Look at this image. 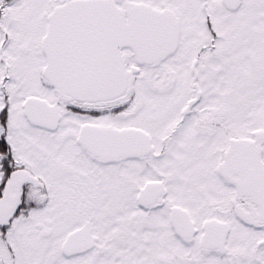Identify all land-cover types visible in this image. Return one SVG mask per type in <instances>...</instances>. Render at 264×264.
<instances>
[{"label": "snow or ice", "instance_id": "obj_1", "mask_svg": "<svg viewBox=\"0 0 264 264\" xmlns=\"http://www.w3.org/2000/svg\"><path fill=\"white\" fill-rule=\"evenodd\" d=\"M0 264H264V0H0Z\"/></svg>", "mask_w": 264, "mask_h": 264}]
</instances>
